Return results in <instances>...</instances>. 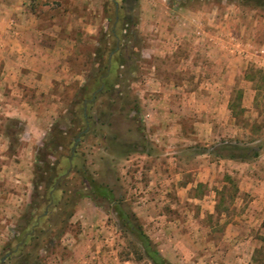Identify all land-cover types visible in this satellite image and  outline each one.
<instances>
[{
  "label": "rangeland",
  "instance_id": "1",
  "mask_svg": "<svg viewBox=\"0 0 264 264\" xmlns=\"http://www.w3.org/2000/svg\"><path fill=\"white\" fill-rule=\"evenodd\" d=\"M153 1L162 11L158 29L149 25L148 0H78L72 9L68 1L62 5L50 0L41 10L42 30L50 32L54 24V30L63 33L72 11L92 21L94 34L83 40L84 26L72 23L77 57L68 63L82 74L80 80L56 82L44 96L23 90L42 102L38 110L50 125L43 142L50 141L48 133H55L56 125L67 133L64 139L59 137L62 146L55 154L51 145L49 154L39 152L46 163L37 160L41 147L36 149L30 202L37 196L36 165L57 162L62 178L55 202L48 204L47 215L31 221L32 235L25 237L26 246L19 252L12 250L27 208L7 228L0 216V242L4 241L0 264H19L31 248H37L40 258L29 260L35 264H151L134 231L137 227L171 264H264V217L243 215L255 204L241 190L242 168L217 162L216 156L223 142L264 154V7L252 0ZM167 7L178 16L191 15L188 21L176 20L182 25L177 32H184L186 40L176 56L154 58V35L164 36L170 28L164 19ZM116 12L122 17L113 27L119 39L109 34ZM124 20L130 21L128 26ZM67 44L65 40L58 47ZM98 49L111 60L110 79L117 84L96 98L89 108L88 134L72 144L71 134L83 127L79 117L77 124L72 121L73 112L78 115L74 95L102 64V59L95 60ZM214 49L239 52L237 70L227 73L225 60L220 67L214 64L206 54ZM117 59L122 66H117ZM229 75H234L236 84L232 89L207 84ZM219 90L225 96L231 90L232 102L223 112ZM23 128L18 120L0 117V131L12 143ZM15 150L11 148L9 156ZM259 170L264 173V168ZM84 175L92 183H86ZM37 191L40 197L35 200L41 205L34 213L39 215L47 193L44 183ZM118 208L133 227L118 217Z\"/></svg>",
  "mask_w": 264,
  "mask_h": 264
},
{
  "label": "crops",
  "instance_id": "2",
  "mask_svg": "<svg viewBox=\"0 0 264 264\" xmlns=\"http://www.w3.org/2000/svg\"><path fill=\"white\" fill-rule=\"evenodd\" d=\"M48 1L50 0H0V117L18 120L24 127L15 143H12L5 132L0 131V216L7 223L5 228L27 208L30 202L34 154L36 149L42 146L50 126L46 123L45 113L38 110V105L42 102L31 99L23 90L28 89L34 93V97L44 96L56 82L80 80L82 74L70 62L68 63L69 58L77 57L78 37L72 23L78 22L79 25L84 26L83 40L93 38L94 34L91 30L92 21L72 11L67 13L64 22L67 25L63 33L54 30L56 27L54 24L50 32L42 30L38 25L43 21L40 13ZM57 1L62 5L68 1L69 8L72 9L77 5L78 0ZM148 2L149 25L157 28L162 11L158 9L155 1L148 0ZM153 4L154 7H152ZM165 13L167 16L165 15L164 19L170 28H167L168 31L164 36L154 35L156 46L151 50V56L154 58L176 56L181 42L185 41L187 36L184 32H177L182 25L176 20L188 21L191 15L180 14L183 16L179 15V17L169 7ZM51 18L54 22V14ZM65 40L68 41L67 47L59 48L60 42ZM226 52L223 54L220 50L214 49L206 54L212 57L213 63L218 64L219 67L222 60H225L228 69L226 72L233 73L237 70L239 57L242 55L233 49ZM247 57L248 55H245L244 58ZM207 84L218 89H232L236 86L234 75H229L226 79H213ZM176 86L181 87L177 84ZM218 93L220 103L224 105V108L222 106L220 110L223 112L232 102L231 90L226 96L220 90ZM11 148L16 150L15 154L9 156L8 151ZM218 160L217 162L225 161L232 164L233 168H242L240 177L244 187L241 190L249 194L252 198L251 203L255 204L254 209L253 207L246 209L243 215L263 218L264 173L259 172V169L264 168V154L259 155L254 162H237L226 158H218ZM256 210L257 212H254ZM1 244H4V241H1Z\"/></svg>",
  "mask_w": 264,
  "mask_h": 264
},
{
  "label": "trees",
  "instance_id": "3",
  "mask_svg": "<svg viewBox=\"0 0 264 264\" xmlns=\"http://www.w3.org/2000/svg\"><path fill=\"white\" fill-rule=\"evenodd\" d=\"M253 4L258 7H264V0H252ZM122 17L119 15L118 12H116L113 16V25H111L110 29V36L114 37V39H119V35L116 32V29L113 27H117L116 25L121 21ZM124 19V18H123ZM130 21L124 20V24L128 26V23ZM115 24V25H114ZM126 31L127 29L121 28V30ZM129 30V29H128ZM116 44V43H115ZM115 50L114 48L110 51ZM95 60L99 59L102 61V64H98V68L94 73V77L92 78L91 82L89 84H84L78 87V91H76L74 97H75V105L78 108V115L77 111L73 112V120L76 124L78 122V117L81 123L83 124V127L81 129H78L77 132L71 134L72 139V144L77 140H81L83 137H85L88 134V129L90 128V115H89V108L90 106L93 105L95 102L96 98L99 97L100 95L110 93L114 87L116 86V82L111 81L110 76L112 73V68H111V60H109L108 55L107 58L105 59L101 53V50H97L95 53ZM114 54H112V57ZM119 58V57H118ZM117 66H122L121 61L119 59L116 60ZM132 110H136L135 108H132ZM56 129V130H55ZM54 131L55 133L51 134L48 133L51 137L50 141L48 142H43L42 146L40 149L37 151V160L45 162L43 155L39 154L41 151L43 153L49 154V146L51 145L52 148H54L53 152L55 154L57 148H59L61 143H58L59 137L64 139L65 136H67V133L64 131H61L58 129L57 125L54 126ZM47 134V135H48ZM226 153V154H223ZM74 155H72L73 157ZM216 156L218 158H226V159H231V160H236L239 162H251L252 160L256 159L259 156V149H253L252 147H247L245 145H231L226 142H223L222 145H220L217 148V153ZM67 159H70V156H68ZM73 159V158H72ZM57 161V160H56ZM48 162V161H47ZM46 163V162H45ZM57 162L53 163H47L44 166H35V176H37L38 181H34V191L37 194L38 197H40L39 191H37V186L41 183H44V190L47 192L45 194V201L42 202V208L43 210L41 213L38 215L37 211L41 205V202L36 201L35 198L37 197L36 195L32 196V200L27 207L25 213L22 215V217L25 219L24 225H21L20 227V238L16 239V248L12 250V252H16L26 246V236H31L32 230L28 229L30 226L31 221L34 218H37L39 216H45L48 213V209L50 208L51 202H55V192L59 188L60 182L62 175L59 174L57 171L55 164ZM71 164V161L69 162ZM83 174H85V170H81ZM38 172V173H37ZM43 176V177H42ZM84 179L86 180V183H92L88 177L84 175ZM98 191H102L100 187L97 188ZM43 198V197H41ZM69 215H72V212L70 211ZM118 217L122 219V221L129 227H133L129 223V217L126 213H124L120 208H118ZM27 230V231H26ZM21 231H23L21 233ZM138 233L140 239H141V245L143 248V253L145 257L150 261L151 264H171L169 261H167L164 257H162L158 250L155 248V246L152 244L148 236L142 231L140 227H137L136 230H134ZM16 238V237H15ZM37 246V245H36ZM37 248H31L27 249L26 254L22 257V259L19 261V264H35L31 263L29 260L33 257L35 260H39L38 253L35 251ZM21 252V251H20Z\"/></svg>",
  "mask_w": 264,
  "mask_h": 264
}]
</instances>
